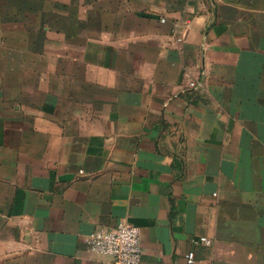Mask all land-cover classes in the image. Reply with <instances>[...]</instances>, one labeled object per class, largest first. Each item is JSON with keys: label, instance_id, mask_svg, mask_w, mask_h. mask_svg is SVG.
I'll return each instance as SVG.
<instances>
[{"label": "crops", "instance_id": "obj_1", "mask_svg": "<svg viewBox=\"0 0 264 264\" xmlns=\"http://www.w3.org/2000/svg\"><path fill=\"white\" fill-rule=\"evenodd\" d=\"M42 3L0 8V264H112L119 221L139 264H264V0Z\"/></svg>", "mask_w": 264, "mask_h": 264}, {"label": "built area", "instance_id": "obj_2", "mask_svg": "<svg viewBox=\"0 0 264 264\" xmlns=\"http://www.w3.org/2000/svg\"><path fill=\"white\" fill-rule=\"evenodd\" d=\"M164 21V18H161ZM190 86H195L191 82ZM200 242L210 245V240L202 236ZM87 249L95 254L110 256L112 264H139L142 257L141 233L137 225L119 221L112 227L97 228L86 237ZM187 263L194 262V252L186 254Z\"/></svg>", "mask_w": 264, "mask_h": 264}, {"label": "rangeland", "instance_id": "obj_3", "mask_svg": "<svg viewBox=\"0 0 264 264\" xmlns=\"http://www.w3.org/2000/svg\"><path fill=\"white\" fill-rule=\"evenodd\" d=\"M58 2V0H56ZM43 0H0V8L2 7H8L9 4L13 6V4H16L17 7H25L26 5H29L30 9H33V7H39V5H42ZM45 2V0H44ZM52 2H50V5L52 6ZM3 10V9H2Z\"/></svg>", "mask_w": 264, "mask_h": 264}]
</instances>
